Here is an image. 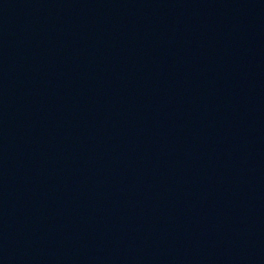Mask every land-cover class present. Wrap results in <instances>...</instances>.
I'll list each match as a JSON object with an SVG mask.
<instances>
[{
  "label": "water",
  "instance_id": "water-1",
  "mask_svg": "<svg viewBox=\"0 0 264 264\" xmlns=\"http://www.w3.org/2000/svg\"><path fill=\"white\" fill-rule=\"evenodd\" d=\"M0 264H264V0H0Z\"/></svg>",
  "mask_w": 264,
  "mask_h": 264
}]
</instances>
